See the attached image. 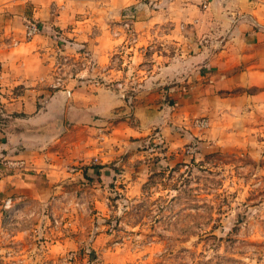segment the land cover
<instances>
[{"label":"rangeland","instance_id":"1","mask_svg":"<svg viewBox=\"0 0 264 264\" xmlns=\"http://www.w3.org/2000/svg\"><path fill=\"white\" fill-rule=\"evenodd\" d=\"M184 4L0 0L1 28L9 14L23 36L4 39L2 32L0 48L41 38L43 28H109L119 43L109 68L88 44L56 33L53 78L38 84L67 96L80 87L110 88L128 107L106 124L49 128L30 165L5 160L24 174L0 187V264H264V87L247 86L241 66L208 64L195 71L205 79L203 92L194 91L198 79H182L162 85L182 90L141 96L127 74L139 18L182 17ZM37 5L54 19L36 17ZM61 13L66 19L57 24ZM30 24L39 33L27 38ZM147 100L150 110L142 106ZM6 104L0 97V123Z\"/></svg>","mask_w":264,"mask_h":264},{"label":"crops","instance_id":"2","mask_svg":"<svg viewBox=\"0 0 264 264\" xmlns=\"http://www.w3.org/2000/svg\"><path fill=\"white\" fill-rule=\"evenodd\" d=\"M184 1L185 14L182 17L156 12L150 13L145 20L139 18L141 21H137L136 24L141 25V28H135L139 41L134 47L135 54L130 55L127 74L139 83L138 93L151 96L159 92L163 96L181 87L162 85L182 79H198L194 91L203 92L205 79L199 74L197 78L195 71L208 64L241 66L247 86L264 87V0ZM36 8V17L54 19L47 8L42 9L39 5ZM62 15L65 16L63 13L55 16L57 24L65 21L66 17ZM2 18L5 16H0V20ZM6 18L5 27L0 26V35L3 32L4 39L11 34L14 38H22L19 33L22 26L17 23V17L12 18L8 14ZM38 21L45 23L41 19ZM169 24L170 28L160 26ZM180 24L182 28H178ZM91 29L95 30L93 35L90 34ZM43 30L41 38L17 47L10 44V47L4 45L0 48V91L12 94L10 99L0 95L7 102L4 106L7 110L3 114L6 119L0 123V187L24 174L21 169L6 167L4 162L25 160L30 165L39 150L37 140L45 137L44 132L49 128L55 129L68 122L75 128L78 120L85 125L106 124L128 108L126 101L110 88L80 87L67 96L66 92L54 93L50 87L38 84L40 79H47L46 85L52 80L50 66L54 60L51 54L57 50L55 42L68 35L75 44H88L100 65L109 68V55L114 49L117 51L119 44L110 36L109 28ZM7 43L9 45L10 41ZM120 63L123 73L125 61ZM144 72L147 73L145 76ZM106 78H111L110 71L106 72ZM17 86L22 87L21 92L14 94L12 90ZM190 91L180 94L186 96ZM144 105L151 109L148 100ZM137 106L138 103L132 108H136L138 113ZM97 117L101 119L97 120Z\"/></svg>","mask_w":264,"mask_h":264},{"label":"built area","instance_id":"3","mask_svg":"<svg viewBox=\"0 0 264 264\" xmlns=\"http://www.w3.org/2000/svg\"><path fill=\"white\" fill-rule=\"evenodd\" d=\"M38 33H39L38 26L35 24H30L26 30V37L32 38L35 35H37ZM195 126H198L200 128H205L206 126H208V122L205 120H196ZM23 164H24L23 161L21 163H19V165H21V166H23Z\"/></svg>","mask_w":264,"mask_h":264}]
</instances>
